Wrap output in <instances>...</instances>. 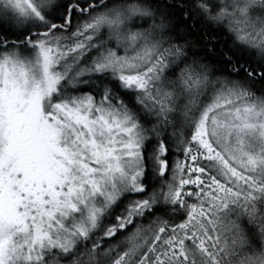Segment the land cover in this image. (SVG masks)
Returning <instances> with one entry per match:
<instances>
[{"label":"snow or ice","instance_id":"6c2138e0","mask_svg":"<svg viewBox=\"0 0 264 264\" xmlns=\"http://www.w3.org/2000/svg\"><path fill=\"white\" fill-rule=\"evenodd\" d=\"M0 264H264V0H0Z\"/></svg>","mask_w":264,"mask_h":264}]
</instances>
